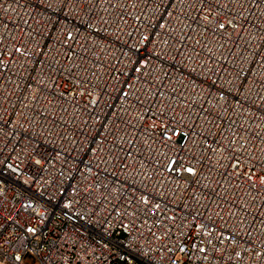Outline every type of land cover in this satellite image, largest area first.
<instances>
[{
	"label": "built area",
	"instance_id": "1",
	"mask_svg": "<svg viewBox=\"0 0 264 264\" xmlns=\"http://www.w3.org/2000/svg\"><path fill=\"white\" fill-rule=\"evenodd\" d=\"M264 264V0H0V264Z\"/></svg>",
	"mask_w": 264,
	"mask_h": 264
},
{
	"label": "rangeland",
	"instance_id": "2",
	"mask_svg": "<svg viewBox=\"0 0 264 264\" xmlns=\"http://www.w3.org/2000/svg\"><path fill=\"white\" fill-rule=\"evenodd\" d=\"M29 263H30V264L32 263L31 259H29Z\"/></svg>",
	"mask_w": 264,
	"mask_h": 264
}]
</instances>
